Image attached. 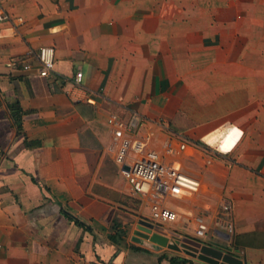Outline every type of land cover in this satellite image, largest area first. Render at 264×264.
<instances>
[{
    "label": "crops",
    "instance_id": "obj_1",
    "mask_svg": "<svg viewBox=\"0 0 264 264\" xmlns=\"http://www.w3.org/2000/svg\"><path fill=\"white\" fill-rule=\"evenodd\" d=\"M0 7L23 17L0 35V264H170L172 256L213 264L136 234L141 219L153 222V200L122 174L107 124L135 113L160 121L132 132H154V149L164 153L175 135L191 142L165 157L201 184L165 198L178 217L161 232L264 264V0ZM43 46L55 47L48 77L38 72ZM15 101L20 131L7 105ZM199 219L208 225L202 237Z\"/></svg>",
    "mask_w": 264,
    "mask_h": 264
},
{
    "label": "built area",
    "instance_id": "obj_2",
    "mask_svg": "<svg viewBox=\"0 0 264 264\" xmlns=\"http://www.w3.org/2000/svg\"><path fill=\"white\" fill-rule=\"evenodd\" d=\"M22 23L23 17L14 18L10 13L0 7V35L3 33L1 25L4 22ZM39 61L38 72L43 77H48L55 70V47L43 46L37 53ZM30 65L26 64L25 69ZM82 72H77L72 78L75 85H80ZM142 123L161 124L160 121H151L145 116L135 113L132 120L126 122L116 114H112L107 119L115 140L118 143L116 150V160L121 165V171L128 180L133 191L141 197H151L152 221L159 230L162 224L175 221L178 214L163 202L168 196H178L185 192L194 193L200 190V181L185 172L175 163L166 161L165 155H175L184 151L189 144V140L181 135H175L163 143L164 153L154 149L151 143L155 137L154 132L135 136L132 134ZM174 140H178L177 144ZM232 206L226 202L223 205L224 212H231ZM196 234L204 236L208 225L199 219ZM223 226L228 234L234 231V225L230 221H225ZM162 230V229H161ZM0 248L2 244L0 243Z\"/></svg>",
    "mask_w": 264,
    "mask_h": 264
},
{
    "label": "water",
    "instance_id": "obj_3",
    "mask_svg": "<svg viewBox=\"0 0 264 264\" xmlns=\"http://www.w3.org/2000/svg\"><path fill=\"white\" fill-rule=\"evenodd\" d=\"M136 234L149 240L154 243H158L160 245H165L171 249L183 250L194 257H199L204 261L213 264H243V262L233 257L229 254H223L221 251L213 249L209 246H200L199 243L196 244H188V243H181L178 244L175 240H170L167 236H165L161 230L156 226L154 222L141 219L139 222V227Z\"/></svg>",
    "mask_w": 264,
    "mask_h": 264
},
{
    "label": "trees",
    "instance_id": "obj_4",
    "mask_svg": "<svg viewBox=\"0 0 264 264\" xmlns=\"http://www.w3.org/2000/svg\"><path fill=\"white\" fill-rule=\"evenodd\" d=\"M7 105H8L13 123L15 127L17 128V130L20 131L22 127V115H23V109L20 105V102L15 101V102L8 103ZM163 257H167V256L163 255ZM169 261H170V264H184L185 262H188L187 259L181 260L179 257H176V256L170 257Z\"/></svg>",
    "mask_w": 264,
    "mask_h": 264
},
{
    "label": "bare ground",
    "instance_id": "obj_5",
    "mask_svg": "<svg viewBox=\"0 0 264 264\" xmlns=\"http://www.w3.org/2000/svg\"><path fill=\"white\" fill-rule=\"evenodd\" d=\"M211 137H212V136H211ZM208 139H209V138H208ZM210 140H211V139H210ZM210 140H209V141H210ZM211 141H212V140H211Z\"/></svg>",
    "mask_w": 264,
    "mask_h": 264
}]
</instances>
